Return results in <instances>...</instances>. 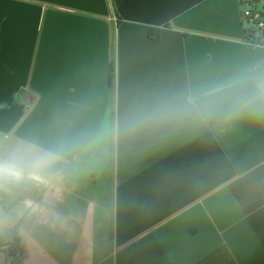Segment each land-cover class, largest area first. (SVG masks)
<instances>
[{
    "label": "crops",
    "instance_id": "0c3cea01",
    "mask_svg": "<svg viewBox=\"0 0 264 264\" xmlns=\"http://www.w3.org/2000/svg\"><path fill=\"white\" fill-rule=\"evenodd\" d=\"M241 1L0 0V155L111 130L0 187V264L17 238V264H264V119L226 110L264 77Z\"/></svg>",
    "mask_w": 264,
    "mask_h": 264
},
{
    "label": "clouds",
    "instance_id": "9594fccd",
    "mask_svg": "<svg viewBox=\"0 0 264 264\" xmlns=\"http://www.w3.org/2000/svg\"><path fill=\"white\" fill-rule=\"evenodd\" d=\"M229 82L211 89L205 94L203 100L206 114H214L220 104L218 93L230 88ZM257 91L247 97H235L227 106L229 115H237L246 112L249 115L264 119V77H260L256 83ZM186 103L199 104V98H189ZM165 114L164 110H158L152 114V118H159ZM111 134L108 128H102L95 136L88 138L82 145L59 144L51 149L40 150L28 145H18L7 156L0 155V187L9 183H20L26 180H39L57 171L66 163V157L70 152L80 148H88L97 144L100 140Z\"/></svg>",
    "mask_w": 264,
    "mask_h": 264
},
{
    "label": "trees",
    "instance_id": "16d2710c",
    "mask_svg": "<svg viewBox=\"0 0 264 264\" xmlns=\"http://www.w3.org/2000/svg\"><path fill=\"white\" fill-rule=\"evenodd\" d=\"M259 2H260L259 0H242L241 4H242L243 8H245L249 5L252 6L253 10L261 12V14L264 16V7H260ZM244 19L246 22H248V23L250 22V18L246 17ZM250 24H251V22H250ZM253 25H255V24H253ZM249 31H251V28L245 29V35H246L245 40H246V42H249V44H250L249 46H255V45L261 46V45H263L259 41L264 39V32H260V31L256 32V30L254 29V31L250 32V34H249ZM257 33H258V41L254 39V37ZM149 35H150V37H153V38H159L160 32H157L155 34V32H153L151 30ZM113 72L114 71H112V73H111V78L113 77ZM16 240H17V245H13V244L11 245L10 244V245L6 246V248L8 249L7 254H8L9 262L13 258L17 257L20 252L21 253L23 252V248H22V246H20L19 238H17ZM14 264H17L16 261L14 262Z\"/></svg>",
    "mask_w": 264,
    "mask_h": 264
},
{
    "label": "built area",
    "instance_id": "2783aa9c",
    "mask_svg": "<svg viewBox=\"0 0 264 264\" xmlns=\"http://www.w3.org/2000/svg\"><path fill=\"white\" fill-rule=\"evenodd\" d=\"M250 18V22H246L244 18ZM242 19H243V22L245 24V29H250L251 28V31H249V34L250 32L254 31V29L256 30V32H264V16L261 14V12H258V11H255L253 10L252 6H247L245 8H243L242 10ZM255 24V25H253ZM258 30V31H257ZM255 40L258 41V33L255 35L254 37ZM261 44V46H264V39L260 40L259 41ZM248 45L249 42H246ZM259 43V44H260ZM255 46H259V45H255Z\"/></svg>",
    "mask_w": 264,
    "mask_h": 264
},
{
    "label": "water",
    "instance_id": "95a60500",
    "mask_svg": "<svg viewBox=\"0 0 264 264\" xmlns=\"http://www.w3.org/2000/svg\"><path fill=\"white\" fill-rule=\"evenodd\" d=\"M9 244H13V245H16V243L15 242H9V243H6V244H2L3 246H6V245H9ZM21 252L19 253V255L17 256V257H15V258H13L12 260H11V262H10V264H14V262L21 256Z\"/></svg>",
    "mask_w": 264,
    "mask_h": 264
}]
</instances>
